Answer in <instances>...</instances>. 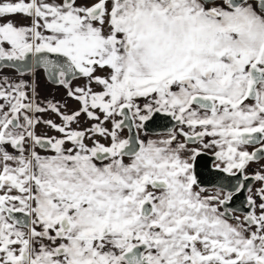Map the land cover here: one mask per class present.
Wrapping results in <instances>:
<instances>
[{"label": "snow or ice", "instance_id": "1", "mask_svg": "<svg viewBox=\"0 0 264 264\" xmlns=\"http://www.w3.org/2000/svg\"><path fill=\"white\" fill-rule=\"evenodd\" d=\"M0 264H264V0H0Z\"/></svg>", "mask_w": 264, "mask_h": 264}]
</instances>
